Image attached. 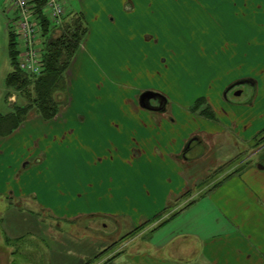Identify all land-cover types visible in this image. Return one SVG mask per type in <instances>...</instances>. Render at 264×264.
<instances>
[{"label":"rangeland","instance_id":"1","mask_svg":"<svg viewBox=\"0 0 264 264\" xmlns=\"http://www.w3.org/2000/svg\"><path fill=\"white\" fill-rule=\"evenodd\" d=\"M60 1L69 15L68 19L74 17L72 13L80 11V0ZM156 1L153 7H138V11L130 14L129 18H171L172 22H176L169 32L171 46L169 50H163L162 55L170 59L173 53L170 72H174L178 82L185 75L187 85L190 82L191 86L182 93L174 85L166 88L156 78L147 77L142 54L132 61L123 59L120 53L105 57L108 47L105 37L112 32L105 21L115 17L120 20L123 12L116 10V5L109 0H98L92 10L95 22L93 24L89 19L88 29L91 31L92 25L95 28L92 41L102 37L99 43L96 41V44H101L102 56L86 48V56L80 57L79 51L77 61L73 64L74 59L69 67L70 74L69 69L67 71L66 90L55 95L61 103L60 114L73 116L74 121L62 127V134L55 145H52L53 138L48 144L43 143L40 149L37 141L29 138L23 155L10 150L12 154L9 158L12 161L18 158L17 165H14L15 161H10L8 165L14 167L3 172L0 264H124L122 261L129 254L149 248V244L169 240L173 233L184 230V220L187 219L185 223H188L193 211L178 217L167 232L157 233L195 199L209 194L229 176L243 169L264 165V7H260V4L264 6V0H175L176 5L165 3L166 0ZM8 8L5 0H0V112L4 114L25 110L30 103L29 97L34 96L32 87L27 83L21 89L6 83L8 74L13 70L9 32L14 29L11 20L16 18L14 13L6 12ZM237 24L241 25L239 29ZM88 39L89 34L81 47L88 45ZM240 47L243 48L241 52ZM250 47L258 50L257 54L261 56L257 59L247 56ZM141 71H144V77ZM242 71L249 77L238 79ZM243 80L251 84H236ZM228 81L230 83L224 85ZM76 85L77 89L84 87L81 96L75 91ZM148 88H156L169 98L167 112L163 111L162 115L165 113L176 119H185V123H174L170 119L172 125L176 124V134L183 131L185 124L194 132L222 131L218 135L202 131L190 140V143L195 140L202 143L194 144L192 148L194 152L189 160V164L193 165L192 177L185 191L172 198L157 217H147L135 209L129 211L132 216L125 215L130 209L128 204L125 203L123 208L122 203L117 201L121 187L122 191L129 189V185L136 184L140 178L138 172L128 170L126 164L114 167L110 158L123 156L115 154L113 145L127 142L126 139L133 140L135 135L129 133L127 138L126 135H110L107 139L100 138L95 145L90 139L79 138L77 133H72L79 124L76 122L78 114L128 116L133 121L132 125L137 124L134 119L139 112L161 115V111L154 112L140 104V97ZM22 90H26L27 94ZM210 97L213 103L208 100ZM198 99L201 101L195 105ZM193 100L195 102L190 107ZM161 104V101L152 100L154 107L160 108ZM206 108L217 111L216 120L200 113ZM191 111V116H185ZM39 115L33 108L27 123ZM245 115H250L257 121V126L263 128L248 142L236 135L232 122L234 117ZM204 119L219 126L209 129ZM1 144L0 152L7 147L2 141ZM129 148V157H132L135 150L131 146ZM201 153H205L202 158ZM44 162L47 164L40 167ZM84 164L90 170L84 169ZM75 165L80 169L73 170L77 168ZM49 172L53 173L52 177L46 176ZM140 172L148 174L150 171ZM47 178H51L47 180L50 189L48 199L44 200L45 189L41 190L40 182ZM89 181L97 182L96 198L89 200L79 196V193L73 194V185L80 183L85 188L91 183ZM50 190L53 192L51 195ZM80 193H84V189ZM44 204L51 210L46 209ZM106 211L119 214L107 215ZM7 236L13 239L9 243H6ZM148 251L161 254L155 248Z\"/></svg>","mask_w":264,"mask_h":264},{"label":"crops","instance_id":"2","mask_svg":"<svg viewBox=\"0 0 264 264\" xmlns=\"http://www.w3.org/2000/svg\"><path fill=\"white\" fill-rule=\"evenodd\" d=\"M97 1L80 0V11L72 14L82 13L86 19L87 26L89 19L94 24L95 19L92 17V10L95 8ZM109 1L116 5V10L120 9L123 12V17L120 16V20L115 17L111 18L110 21H105V24L112 31L105 37L109 47V49L106 47L105 57L111 56L114 53H120L123 59H130L132 61L133 58H139V55L142 54L144 57L143 63L147 67L145 72L147 77L156 78L166 88L174 85L184 93L187 87L191 86V83L189 82V86L187 85L185 75L180 78L179 82L175 81L176 76H174V72H170L169 70L173 53L170 59L168 56L162 55L163 50L167 48L169 50L171 46V35L169 32H171V26H175L176 22H172L171 18L158 20H139L134 16L129 18L130 14L133 15L138 11V7L155 6L156 0ZM171 2L175 4V0H166L165 3H170L171 5ZM5 3L9 5L6 12L14 13L16 18H18L19 10L13 8L8 0H5ZM162 7L164 8V6ZM260 7L264 6L260 4ZM14 20H11V23ZM154 21H157V23H154ZM237 25L239 29L241 25ZM92 27L91 31L88 29V45L85 47L83 44L79 49L81 51L80 57L86 56V48H91L92 51L102 56L101 44H96V41L99 43L102 37H96L92 41L95 31L93 25ZM11 33H13L12 30L9 32V41ZM239 50L241 52L243 48L240 47ZM258 52V50L250 47L246 55L256 57L257 59V57L261 56L257 54ZM77 59L78 56H76L73 64ZM161 59L164 60L161 61ZM166 68H168L167 72ZM141 72L144 77V71ZM241 75L238 79L249 77L243 71ZM229 83L230 81L224 85H228ZM243 83L251 84L246 80H243ZM77 86L75 91L81 96L84 93V87L83 89H77ZM148 89L164 96L165 99L161 102L160 109L152 110L154 112L161 111V115L139 112L136 119H134L137 124L132 125L131 122L133 121L129 120L128 116L99 115L97 113H94L92 116H88L89 114H78L79 120H76V122H79V124L72 131L73 134L77 133L79 138L85 137L90 139L95 145H97L100 138L107 139L110 135L115 137L126 135V138L129 136V133L133 134V136L135 135L133 140L126 139L127 142L113 145L115 147V154H121L123 157L113 156L110 158V162L114 167H117L120 163L126 164L125 166L128 170L138 172L140 180L136 184L129 185V189L124 191H122L121 187V194L117 196V201L122 203L123 208H125V203L128 204L130 209L125 215L130 216L132 215L129 211L135 209L137 213L153 217L162 212L172 198L181 195L185 191L188 181L193 174V165L189 164L190 155L194 152L192 148L202 144L198 143V140L190 143V140L194 136L200 135L202 131L208 135L222 133L219 130H199L194 132L193 129L187 128V124H185V128L182 129L183 131L176 134L174 131L176 124L172 125L171 123H185V119H176L172 115H164L165 113L162 115L163 111L167 112L166 109L170 103L169 98L156 88ZM195 100L192 101L190 107H192ZM208 100L213 103L212 97L208 98ZM191 114L192 111L190 114H185V116H191ZM26 119L12 134L7 137L0 135V149H2L1 141L3 145H7L0 152V192L3 190L2 187L4 185V181H2L4 170L14 167L13 165H8V163L15 161L14 165H17L18 156L12 161V158H9L10 153L12 154L10 150L14 149L23 155V148L29 138L37 141L40 149L43 148V143L48 144L50 141H53V138L55 141L52 142V145H55L62 134V127H67L75 118L69 115L66 116L65 114L61 115L59 112V114L50 120L44 119L42 115L37 116L36 119L29 120L30 123H27ZM61 119L65 121L61 122ZM204 122H206L209 129L219 126L209 119H204ZM232 122L235 125L236 135L247 142L257 135L259 129H263L257 126V121L250 115L240 118L234 117ZM131 128H135V130L129 131L128 129ZM128 145L135 150L132 157H129V153L131 152ZM204 156L205 153H201V158ZM46 164L44 162L40 167H44ZM75 166L77 168L73 170L80 169L77 165ZM82 167L90 170L85 164ZM140 170H149L150 172L147 174V172H140ZM47 171L52 170L47 169ZM49 173L46 176L52 177L53 173ZM49 179L51 178H47L46 181L41 179L40 182L42 184L41 190L45 189L46 198L44 200L48 199L50 186L47 180ZM114 182L113 180V184ZM41 184H38V186ZM73 188V194L79 193V196L82 198L85 196L91 200L98 196L97 182H91L85 188L80 183H77L73 185ZM82 189H84V193H80ZM52 193L50 190L49 195ZM44 207L51 210V207L46 204H44ZM191 211H193V216L188 219V223H185L187 219L184 220V230L173 233L169 240L166 239L155 243L157 246L149 244V248L139 250L133 255L129 254L122 263L264 264V165L243 169V171L229 176L218 188L209 194L195 199L188 208L183 210L166 227L158 230L157 233L167 232L170 224L182 214ZM105 213L107 215L119 214V212L112 211H106ZM152 248L157 249L161 254L150 253L148 250Z\"/></svg>","mask_w":264,"mask_h":264},{"label":"trees","instance_id":"3","mask_svg":"<svg viewBox=\"0 0 264 264\" xmlns=\"http://www.w3.org/2000/svg\"><path fill=\"white\" fill-rule=\"evenodd\" d=\"M47 1L32 0L37 11V19L43 30L45 69L40 75L32 76L20 69L18 63V40L15 34L11 33L10 35L9 54L13 70L8 74L6 83L9 86H17L18 89H21L22 85L27 83L32 87L34 96L29 97L30 103L26 105L25 110L18 109L12 114L0 112L1 136L12 134L29 116L33 108L46 120H50L59 114L61 103L55 95L66 90L67 71L75 59L81 43L88 34L87 22L82 13L75 14L73 15L74 17L69 19V15L65 13L63 15V25L56 27L44 13ZM57 30L58 32H56ZM23 93L27 94V91L24 90ZM200 101L198 99L195 105ZM200 113H206V116L215 120L217 118L215 111L213 109L210 110V108L203 109ZM2 128H5V130H2ZM11 240L13 239L7 236L6 243ZM88 263L90 262L85 264Z\"/></svg>","mask_w":264,"mask_h":264},{"label":"built area","instance_id":"4","mask_svg":"<svg viewBox=\"0 0 264 264\" xmlns=\"http://www.w3.org/2000/svg\"><path fill=\"white\" fill-rule=\"evenodd\" d=\"M19 16L13 22V33L19 44L18 63L21 70L32 76L40 75L44 69L43 30L37 19L32 0H8ZM44 13L56 27L63 25L64 6L60 0H48Z\"/></svg>","mask_w":264,"mask_h":264},{"label":"water","instance_id":"5","mask_svg":"<svg viewBox=\"0 0 264 264\" xmlns=\"http://www.w3.org/2000/svg\"><path fill=\"white\" fill-rule=\"evenodd\" d=\"M243 81H240L239 83H236V84H242ZM241 92H239L240 94ZM164 96H162L161 94H159L158 92H155V91H146L144 92L141 97H140V104L143 108H146V109H150V110H159L160 108L158 107H154L152 105V100H161V101H164Z\"/></svg>","mask_w":264,"mask_h":264},{"label":"flooded vegetation","instance_id":"6","mask_svg":"<svg viewBox=\"0 0 264 264\" xmlns=\"http://www.w3.org/2000/svg\"><path fill=\"white\" fill-rule=\"evenodd\" d=\"M159 101H161V100H159Z\"/></svg>","mask_w":264,"mask_h":264}]
</instances>
